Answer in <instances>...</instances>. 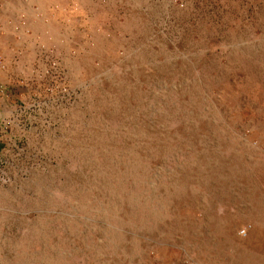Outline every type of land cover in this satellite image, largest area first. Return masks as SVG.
Wrapping results in <instances>:
<instances>
[{
	"label": "rangeland",
	"instance_id": "1",
	"mask_svg": "<svg viewBox=\"0 0 264 264\" xmlns=\"http://www.w3.org/2000/svg\"><path fill=\"white\" fill-rule=\"evenodd\" d=\"M38 2L0 264H264V0Z\"/></svg>",
	"mask_w": 264,
	"mask_h": 264
},
{
	"label": "crops",
	"instance_id": "2",
	"mask_svg": "<svg viewBox=\"0 0 264 264\" xmlns=\"http://www.w3.org/2000/svg\"><path fill=\"white\" fill-rule=\"evenodd\" d=\"M34 5L41 6V9L36 10ZM42 6L38 0H0V121L11 117L12 108L25 97L26 89L12 82L24 66L22 63L12 66L11 63L19 51L27 52V42H32V29L37 33L44 32L38 22H41L38 14L41 18L45 11ZM23 18H26L25 26Z\"/></svg>",
	"mask_w": 264,
	"mask_h": 264
}]
</instances>
